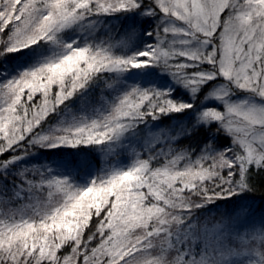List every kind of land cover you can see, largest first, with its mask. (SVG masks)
<instances>
[{
	"label": "snow or ice",
	"instance_id": "obj_1",
	"mask_svg": "<svg viewBox=\"0 0 264 264\" xmlns=\"http://www.w3.org/2000/svg\"><path fill=\"white\" fill-rule=\"evenodd\" d=\"M260 177L264 0H0V264H264Z\"/></svg>",
	"mask_w": 264,
	"mask_h": 264
},
{
	"label": "trees",
	"instance_id": "obj_2",
	"mask_svg": "<svg viewBox=\"0 0 264 264\" xmlns=\"http://www.w3.org/2000/svg\"><path fill=\"white\" fill-rule=\"evenodd\" d=\"M172 122L171 121H168V120H165L163 121V124L161 125L162 127H166L168 125H170ZM188 141L187 140H184L182 141V144H187ZM98 159V158H97ZM257 184H261L262 182H264V177H260V178H257V180L255 181ZM256 196H257V199L255 201V205L258 207V208H261V207H264V201H262L260 199V196H261V192L258 190L257 193H256ZM211 215V214H209ZM217 217H218V214H217ZM203 218V217H202Z\"/></svg>",
	"mask_w": 264,
	"mask_h": 264
}]
</instances>
